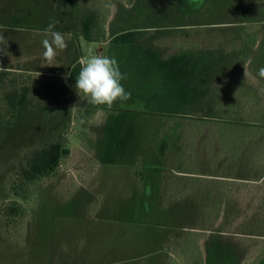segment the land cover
I'll use <instances>...</instances> for the list:
<instances>
[{
    "label": "rangeland",
    "instance_id": "374dc122",
    "mask_svg": "<svg viewBox=\"0 0 264 264\" xmlns=\"http://www.w3.org/2000/svg\"><path fill=\"white\" fill-rule=\"evenodd\" d=\"M262 5V0H207L192 10L176 0H0V31L8 38L6 52L0 51V264H190L182 247L192 242L193 226L210 229L194 233L203 260L217 240L233 249L236 264H260L263 181H233L232 201L223 203L236 209L219 217H195L176 201L163 207L157 149L173 124L164 110L176 103L161 92L165 71L174 72L155 63L143 40L163 38L189 22L186 16L197 23H246L261 18ZM91 13L107 37L122 33L111 43L85 41L81 23ZM53 19L68 47L57 49L48 64L41 42ZM249 27L242 25L245 32ZM162 47L174 49L172 43ZM90 54L117 59L131 99L108 109L77 92L74 69ZM21 94L27 97L23 106ZM58 140H66L70 155L34 186L29 200L17 198L12 186L28 157ZM16 204L22 217L11 211ZM178 234L183 238L177 241Z\"/></svg>",
    "mask_w": 264,
    "mask_h": 264
},
{
    "label": "trees",
    "instance_id": "16d2710c",
    "mask_svg": "<svg viewBox=\"0 0 264 264\" xmlns=\"http://www.w3.org/2000/svg\"><path fill=\"white\" fill-rule=\"evenodd\" d=\"M176 1L193 10L207 0ZM262 1L259 19L252 17L246 23H197L186 16L184 19L189 22L172 28L173 32L163 38L143 40L147 43L143 48L158 59L155 63L159 66L166 63L174 72L173 75L165 71L172 76V83L166 78L161 92L162 97H170L168 101L176 103L174 109L164 110V116L173 124L162 135L157 149L163 167L159 194L164 208L176 201L180 202L181 210L190 211L195 217H219L225 210L236 209L232 202L228 206L223 203L232 201V190L228 188L237 183L233 181L264 184V78L258 75L264 67ZM258 23L260 29H253ZM246 24L251 26L250 32L242 28ZM81 27L83 38L90 43H111L122 33L107 37L96 13L83 19ZM164 43H172L174 49L165 51ZM173 69L182 75L177 76ZM79 71L75 68L73 76L77 77ZM26 98L21 94V106ZM70 153L66 140L37 148L20 169L19 183L12 186L13 194L23 201L29 200L34 186L53 176ZM171 161H175L173 168L169 167ZM208 178L227 182H209ZM241 190L236 192L237 196ZM249 190L247 193L252 194ZM16 205L11 211L22 217L24 210ZM191 228L195 231L188 235L192 242L187 241L186 247H182L187 262L236 264L233 249L216 239L208 247L207 260H203L198 234L194 233L210 229ZM175 238L183 237L178 234ZM260 264H264V259Z\"/></svg>",
    "mask_w": 264,
    "mask_h": 264
},
{
    "label": "clouds",
    "instance_id": "9594fccd",
    "mask_svg": "<svg viewBox=\"0 0 264 264\" xmlns=\"http://www.w3.org/2000/svg\"><path fill=\"white\" fill-rule=\"evenodd\" d=\"M58 20H51L42 40L44 48L43 57L51 64L57 55V49L63 51L68 47L63 34L56 31ZM0 31V51H5L8 38ZM78 76L76 77L75 89L83 93L88 103L93 106H106L111 109L118 101L126 102L131 99V93L127 91L122 83L127 76L122 73L117 59L114 56L90 54L82 60ZM258 75L264 78V67L259 69Z\"/></svg>",
    "mask_w": 264,
    "mask_h": 264
},
{
    "label": "crops",
    "instance_id": "0c3cea01",
    "mask_svg": "<svg viewBox=\"0 0 264 264\" xmlns=\"http://www.w3.org/2000/svg\"><path fill=\"white\" fill-rule=\"evenodd\" d=\"M169 80H171L169 83H172V76L171 75L169 77H167V79H166V81H169ZM158 193H159V190H158Z\"/></svg>",
    "mask_w": 264,
    "mask_h": 264
}]
</instances>
